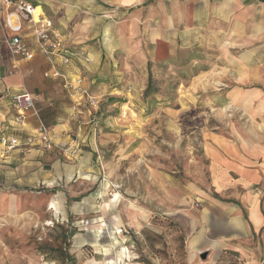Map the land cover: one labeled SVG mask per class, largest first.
Segmentation results:
<instances>
[{"label":"rangeland","instance_id":"374dc122","mask_svg":"<svg viewBox=\"0 0 264 264\" xmlns=\"http://www.w3.org/2000/svg\"><path fill=\"white\" fill-rule=\"evenodd\" d=\"M193 1L44 6L63 34L98 41L104 70L80 73L88 98H69L78 168L0 187V264H264V166L246 156L264 113L244 35L196 20Z\"/></svg>","mask_w":264,"mask_h":264},{"label":"crops","instance_id":"0c3cea01","mask_svg":"<svg viewBox=\"0 0 264 264\" xmlns=\"http://www.w3.org/2000/svg\"><path fill=\"white\" fill-rule=\"evenodd\" d=\"M39 10L44 6L52 11H59L61 1L65 0H31ZM84 5L92 0H83ZM115 5L122 10H129L140 6L146 0H117ZM196 3L194 17L201 21L209 12L208 16L214 18L221 25H228L230 32L242 33L243 37L237 36L246 45L242 57L246 58V85L255 86L253 91L254 100L258 103V115L264 113V1L262 0H194ZM54 8H53V7ZM96 12L101 13V7L95 5ZM45 9V8H44ZM45 15V14H44ZM53 22L54 29L62 38L64 48L74 53H80L83 57H88L89 61L73 59L69 64L64 65L61 57L48 59L37 50L35 40L32 36V29L24 27L20 36L29 45L34 53L31 60H22L11 56L5 39L10 33L0 22V138L2 136H24L33 132L39 123H43L59 136L72 142L71 135L79 123L77 116L71 111L69 98L74 96V92L67 90L66 82L73 81L80 77V73L100 76L104 68L100 67L102 60V47H97L96 43H91L92 37L81 39L75 33L68 31L63 34L61 29L55 27L51 16L45 15ZM199 23V22H197ZM157 40L154 39V42ZM73 44H77L74 47ZM242 45V49H243ZM246 53V54H245ZM56 72L57 77L52 76ZM119 73V72H118ZM96 78V79H97ZM122 78L114 77L112 82L119 84ZM85 80V78H83ZM85 84V83H84ZM257 87V88H256ZM28 92L38 97L36 103L37 115L29 113L23 126H17L13 118V110L10 106V98L14 94ZM72 94V95H71ZM73 109V108H72ZM76 112H78L76 110ZM262 116V115H261ZM260 128V127H259ZM261 130V129H260ZM263 131V130H262ZM83 138V134L80 136ZM85 138V137H84ZM258 141L255 146L249 149L246 144V156L253 164L264 166V135H257ZM92 154L91 152L89 153ZM65 157L58 151L50 152L42 150L39 146L16 148L0 157V187L6 186L13 189H24L26 187L40 186L48 183L50 174L57 182L68 171L76 169L74 163L77 157H65L67 162H62ZM85 159L90 160L84 154ZM72 161V162H69ZM77 161V160H76ZM46 164L51 165L48 172ZM78 168V167H77ZM263 168V167H262ZM260 224V223H259Z\"/></svg>","mask_w":264,"mask_h":264},{"label":"built area","instance_id":"2783aa9c","mask_svg":"<svg viewBox=\"0 0 264 264\" xmlns=\"http://www.w3.org/2000/svg\"><path fill=\"white\" fill-rule=\"evenodd\" d=\"M37 7L31 0H0V22L10 33L5 39V43L11 56L22 60H31L34 53L29 45L20 36L24 27L32 29V36L35 40L37 50L48 59L61 57L64 65L69 64L74 58L88 62V57H83L80 53L66 50L59 33L54 29L53 22L45 16L41 10L36 11ZM52 76L57 77L54 72ZM67 89L74 92V97L81 100L84 96L88 98L83 90L84 80L77 77L73 81L66 82ZM38 97L28 92H21L11 96L9 102L13 110V122L17 126H23L29 113L37 115L36 103ZM39 146L45 151H58L65 157H77L80 153L79 148L73 142L59 136L56 132L49 129L43 123H39L37 128L24 136H2L0 138V157L5 153L16 149Z\"/></svg>","mask_w":264,"mask_h":264},{"label":"trees","instance_id":"16d2710c","mask_svg":"<svg viewBox=\"0 0 264 264\" xmlns=\"http://www.w3.org/2000/svg\"><path fill=\"white\" fill-rule=\"evenodd\" d=\"M264 1V0H262ZM157 93V88L152 84V75L151 72H149L148 69V77H147V84L143 92V99L146 100L150 96Z\"/></svg>","mask_w":264,"mask_h":264},{"label":"water","instance_id":"95a60500","mask_svg":"<svg viewBox=\"0 0 264 264\" xmlns=\"http://www.w3.org/2000/svg\"><path fill=\"white\" fill-rule=\"evenodd\" d=\"M206 256H207V254H206V253H200V258H201V259H205V258H206Z\"/></svg>","mask_w":264,"mask_h":264},{"label":"bare ground","instance_id":"6f19581e","mask_svg":"<svg viewBox=\"0 0 264 264\" xmlns=\"http://www.w3.org/2000/svg\"><path fill=\"white\" fill-rule=\"evenodd\" d=\"M36 11H38V9H36ZM50 208H54L56 210L55 204L54 203H51Z\"/></svg>","mask_w":264,"mask_h":264}]
</instances>
